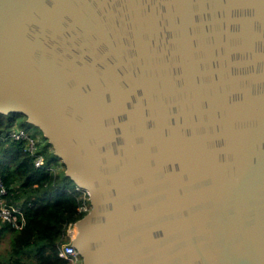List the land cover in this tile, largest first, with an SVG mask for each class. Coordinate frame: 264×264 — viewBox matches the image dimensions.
Listing matches in <instances>:
<instances>
[{
	"label": "water",
	"instance_id": "obj_1",
	"mask_svg": "<svg viewBox=\"0 0 264 264\" xmlns=\"http://www.w3.org/2000/svg\"><path fill=\"white\" fill-rule=\"evenodd\" d=\"M0 112L87 193L82 264H264V0H0Z\"/></svg>",
	"mask_w": 264,
	"mask_h": 264
},
{
	"label": "trees",
	"instance_id": "obj_2",
	"mask_svg": "<svg viewBox=\"0 0 264 264\" xmlns=\"http://www.w3.org/2000/svg\"><path fill=\"white\" fill-rule=\"evenodd\" d=\"M26 126L31 124L23 114L0 112V178L7 190L5 202L19 208L24 216L21 228L0 222V241L4 233L13 234L5 253H0V264H69L58 251L69 242V225L87 212L77 207H90L89 198L65 174L61 159L53 150L48 151L52 146L47 139L35 145L36 154L44 161L37 168L26 149L27 141L8 136L11 128L24 131Z\"/></svg>",
	"mask_w": 264,
	"mask_h": 264
},
{
	"label": "built area",
	"instance_id": "obj_3",
	"mask_svg": "<svg viewBox=\"0 0 264 264\" xmlns=\"http://www.w3.org/2000/svg\"><path fill=\"white\" fill-rule=\"evenodd\" d=\"M8 136L17 141L26 140V149L33 155L35 167L38 168L43 165L44 161L42 156L36 154V141L33 138L29 137L22 129L17 127L11 128L8 131ZM6 194L7 190L0 178V222L9 224L14 228H21L24 223L23 213L19 208H16L12 205H6ZM88 209L89 208L86 205L77 207L78 211H88ZM68 228L69 242L60 246L58 256L60 258L67 259L69 261V264H82L80 256L71 244V239L73 237L72 231L75 228V223L70 224Z\"/></svg>",
	"mask_w": 264,
	"mask_h": 264
},
{
	"label": "rangeland",
	"instance_id": "obj_4",
	"mask_svg": "<svg viewBox=\"0 0 264 264\" xmlns=\"http://www.w3.org/2000/svg\"><path fill=\"white\" fill-rule=\"evenodd\" d=\"M25 133L32 137L36 141V145H42V142H44L43 139H46L42 132L36 128L35 126H26L24 128ZM52 147H48V151H52ZM62 167V166H61ZM89 208V207H88ZM2 223V222H1ZM69 229V228H68ZM68 229H67V236H68ZM74 230V229H73ZM73 233V232H72ZM5 236H3L2 240L0 241V253H5L6 248L8 247V238L13 237L12 233H4ZM74 235V234H73Z\"/></svg>",
	"mask_w": 264,
	"mask_h": 264
},
{
	"label": "bare ground",
	"instance_id": "obj_5",
	"mask_svg": "<svg viewBox=\"0 0 264 264\" xmlns=\"http://www.w3.org/2000/svg\"><path fill=\"white\" fill-rule=\"evenodd\" d=\"M72 232H73L72 234H75L76 233V229L74 228V230Z\"/></svg>",
	"mask_w": 264,
	"mask_h": 264
}]
</instances>
